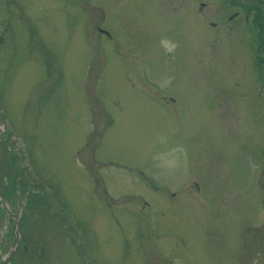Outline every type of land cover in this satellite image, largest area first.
Masks as SVG:
<instances>
[{"label":"rangeland","instance_id":"rangeland-1","mask_svg":"<svg viewBox=\"0 0 264 264\" xmlns=\"http://www.w3.org/2000/svg\"><path fill=\"white\" fill-rule=\"evenodd\" d=\"M0 181V264H264V0H0Z\"/></svg>","mask_w":264,"mask_h":264},{"label":"trees","instance_id":"trees-1","mask_svg":"<svg viewBox=\"0 0 264 264\" xmlns=\"http://www.w3.org/2000/svg\"><path fill=\"white\" fill-rule=\"evenodd\" d=\"M251 8V7H250ZM11 171L14 173V174H19L20 173V171H18V169L16 168V167H14L13 166V168L11 169ZM10 171V172H11ZM7 174H8V172H7Z\"/></svg>","mask_w":264,"mask_h":264},{"label":"flooded vegetation","instance_id":"flooded-vegetation-1","mask_svg":"<svg viewBox=\"0 0 264 264\" xmlns=\"http://www.w3.org/2000/svg\"><path fill=\"white\" fill-rule=\"evenodd\" d=\"M244 20H246V17H245ZM97 30H98L99 32H103L105 35H107V33H105L101 28H97ZM101 30H102V31H101Z\"/></svg>","mask_w":264,"mask_h":264},{"label":"water","instance_id":"water-1","mask_svg":"<svg viewBox=\"0 0 264 264\" xmlns=\"http://www.w3.org/2000/svg\"><path fill=\"white\" fill-rule=\"evenodd\" d=\"M15 243H16V241H15ZM5 262H7V261L5 260Z\"/></svg>","mask_w":264,"mask_h":264}]
</instances>
